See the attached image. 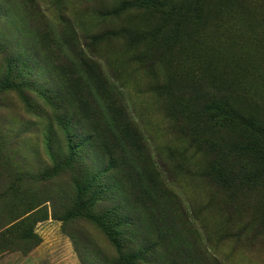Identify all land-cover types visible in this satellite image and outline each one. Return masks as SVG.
Masks as SVG:
<instances>
[{
    "label": "rangeland",
    "instance_id": "rangeland-1",
    "mask_svg": "<svg viewBox=\"0 0 264 264\" xmlns=\"http://www.w3.org/2000/svg\"><path fill=\"white\" fill-rule=\"evenodd\" d=\"M175 1L177 25L135 0H0V264H119L60 167L65 129L107 165L92 124L122 158L107 189L138 264H264V171L238 179L239 131L202 115L223 100L264 123V0Z\"/></svg>",
    "mask_w": 264,
    "mask_h": 264
},
{
    "label": "trees",
    "instance_id": "trees-1",
    "mask_svg": "<svg viewBox=\"0 0 264 264\" xmlns=\"http://www.w3.org/2000/svg\"><path fill=\"white\" fill-rule=\"evenodd\" d=\"M136 5H142L146 8H154L155 10H162L163 24H179L182 19V14H191V7L186 2L185 5L177 4L175 0L172 2H163L159 0H135ZM182 11H184L182 13ZM196 11L193 7L192 12ZM15 63L10 65L8 76L6 77L2 88H14L17 83L16 80L21 81V73L26 68L18 69L17 58ZM19 60V59H18ZM45 98L48 97L45 95ZM202 115L205 122H209L216 127H225L231 125L240 133L237 141L232 142L231 154L233 156L243 155L250 161L249 164L241 165L238 168V179L243 181H253L251 177H241L242 172L253 174L250 167L254 164L255 167L264 171V123L253 115H242L233 109L226 101L218 100L207 103L202 108ZM67 133V147L70 151L71 157L64 162L63 169L73 170V183L76 187V205L74 208V215L89 218L94 221L99 228L110 239L114 246L118 249L120 260L119 264H138L146 259L145 254L141 249L135 250V246L130 243L126 237L128 236L129 227H133V219L123 213L118 205L109 195L108 184L112 185V181H120L117 178V167L122 158L118 157L112 150V146L105 143L104 134L99 131L96 125H90L91 139L97 140L93 143H98L100 149L106 152L107 165L99 167L94 170L85 169V155L82 154V147L86 143H75L74 134ZM87 135L83 139H88ZM115 138V137H113ZM99 140V141H98ZM112 142H115L113 140ZM72 163V164H71ZM74 166V167H72ZM215 168V167H214ZM223 176V174H222ZM225 182V181H222ZM228 181H226L227 183ZM101 205V206H100ZM106 206V209H104ZM102 207V213H96V210ZM125 237V239H124Z\"/></svg>",
    "mask_w": 264,
    "mask_h": 264
}]
</instances>
